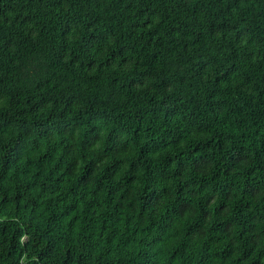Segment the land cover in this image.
<instances>
[{
    "label": "trees",
    "instance_id": "16d2710c",
    "mask_svg": "<svg viewBox=\"0 0 264 264\" xmlns=\"http://www.w3.org/2000/svg\"><path fill=\"white\" fill-rule=\"evenodd\" d=\"M0 264H264V0H0Z\"/></svg>",
    "mask_w": 264,
    "mask_h": 264
}]
</instances>
